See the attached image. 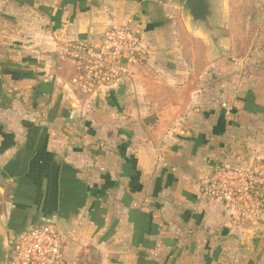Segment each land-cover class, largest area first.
<instances>
[{
  "label": "crops",
  "instance_id": "0c3cea01",
  "mask_svg": "<svg viewBox=\"0 0 264 264\" xmlns=\"http://www.w3.org/2000/svg\"><path fill=\"white\" fill-rule=\"evenodd\" d=\"M176 1L0 0V264L43 221L63 236L59 264L88 246L100 264H191L220 242L221 205L195 179L249 163L250 89L232 100L182 55ZM120 25L147 59L83 91L71 46Z\"/></svg>",
  "mask_w": 264,
  "mask_h": 264
},
{
  "label": "rangeland",
  "instance_id": "374dc122",
  "mask_svg": "<svg viewBox=\"0 0 264 264\" xmlns=\"http://www.w3.org/2000/svg\"><path fill=\"white\" fill-rule=\"evenodd\" d=\"M183 1L177 0L174 9L175 25L180 28L183 44L182 55L192 62L200 74L221 81L223 94L227 93L232 100L250 89L247 107L250 113L245 115L250 117L249 163L241 166L223 162L215 164L208 173L195 179L202 196L221 205L222 221L216 231H212L219 233L220 242L214 246H202L208 257L192 261L191 264H253V255L264 263V0H210V29L192 21L190 34L182 30L179 21ZM227 104L229 106V101ZM257 111L263 113L254 115ZM258 115L262 119L253 121V116ZM72 117L69 116L68 120L74 121ZM239 142L242 141L239 139ZM48 165L52 164H43ZM220 166L240 172L249 171L252 175L262 172L257 175L261 182L252 185L250 199L243 195L239 199H236L239 195H233V199L224 196L213 198L205 192L203 182ZM229 235L233 238L227 237ZM240 241L247 244L250 253L240 246ZM205 243L202 242V245ZM96 250L92 246L83 247L80 250L82 256L75 263L100 264Z\"/></svg>",
  "mask_w": 264,
  "mask_h": 264
},
{
  "label": "built area",
  "instance_id": "2783aa9c",
  "mask_svg": "<svg viewBox=\"0 0 264 264\" xmlns=\"http://www.w3.org/2000/svg\"><path fill=\"white\" fill-rule=\"evenodd\" d=\"M71 55L79 66L80 87L88 91L117 85L127 67L144 62L148 51L138 32L120 25L106 29L101 41L73 44ZM260 174L220 166L203 182L204 189L213 198L233 199V195H239V199L243 195L250 199L252 185L264 178L257 177ZM247 211L250 213L249 208ZM62 244L63 236L53 222H34L13 240L7 264H59Z\"/></svg>",
  "mask_w": 264,
  "mask_h": 264
},
{
  "label": "water",
  "instance_id": "95a60500",
  "mask_svg": "<svg viewBox=\"0 0 264 264\" xmlns=\"http://www.w3.org/2000/svg\"><path fill=\"white\" fill-rule=\"evenodd\" d=\"M210 0H184L181 6V13L192 21L202 23L210 29Z\"/></svg>",
  "mask_w": 264,
  "mask_h": 264
},
{
  "label": "trees",
  "instance_id": "16d2710c",
  "mask_svg": "<svg viewBox=\"0 0 264 264\" xmlns=\"http://www.w3.org/2000/svg\"><path fill=\"white\" fill-rule=\"evenodd\" d=\"M38 164H33L32 169H35V167H37ZM54 170H58L57 168H55Z\"/></svg>",
  "mask_w": 264,
  "mask_h": 264
}]
</instances>
